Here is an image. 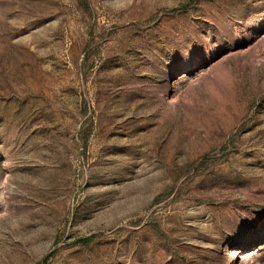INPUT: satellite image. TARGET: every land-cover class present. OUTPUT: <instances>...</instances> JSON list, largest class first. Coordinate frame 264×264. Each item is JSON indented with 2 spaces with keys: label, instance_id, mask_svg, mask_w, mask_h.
Returning a JSON list of instances; mask_svg holds the SVG:
<instances>
[{
  "label": "rangeland",
  "instance_id": "374dc122",
  "mask_svg": "<svg viewBox=\"0 0 264 264\" xmlns=\"http://www.w3.org/2000/svg\"><path fill=\"white\" fill-rule=\"evenodd\" d=\"M0 264H264V0H0Z\"/></svg>",
  "mask_w": 264,
  "mask_h": 264
}]
</instances>
